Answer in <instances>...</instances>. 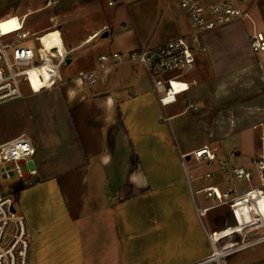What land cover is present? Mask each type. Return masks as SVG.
<instances>
[{"label":"crops","instance_id":"crops-1","mask_svg":"<svg viewBox=\"0 0 264 264\" xmlns=\"http://www.w3.org/2000/svg\"><path fill=\"white\" fill-rule=\"evenodd\" d=\"M49 1L59 3L47 0L35 11L50 7ZM76 14L78 20L65 13L60 20L65 44L77 53L71 59L72 63L76 58L73 74L99 65L101 55L124 54L143 44L129 28L108 22L97 7L85 5ZM16 17L6 20L11 23ZM104 26L110 31L101 33L100 47L110 53L94 56L96 46L89 50L85 46ZM138 67L132 61L109 66L100 71L95 86L72 80L43 98L47 104L39 119L46 109L52 117L29 133L35 146L31 167L35 173H28L27 185L16 194L17 209L31 236V264H164L165 237L173 215L184 243L196 249L200 240L199 249L210 250L203 260L189 264H205L213 261L215 246L223 240L214 239L220 231H215L211 214L214 234L203 222L201 210L208 208L203 205L205 188L213 186L222 193L234 190L239 195L256 187L231 179L226 171L247 165L239 152L226 150L228 140L245 139V132L231 133L229 126L215 130L203 120L199 113L202 95L194 92L187 76L197 108L183 107L181 96L176 103L160 107ZM55 95L60 100L49 106ZM177 105L182 109L173 113L175 108L170 106ZM59 108L57 119L53 115ZM183 113H192L191 123L199 125L204 139L202 145L186 151L168 146L164 139L167 127L176 140L170 122ZM205 146L216 159L211 163L195 159L189 168L182 156L190 154L186 158L190 161L193 152ZM167 156L175 167L167 164ZM199 165L211 170L201 172Z\"/></svg>","mask_w":264,"mask_h":264},{"label":"rangeland","instance_id":"rangeland-1","mask_svg":"<svg viewBox=\"0 0 264 264\" xmlns=\"http://www.w3.org/2000/svg\"><path fill=\"white\" fill-rule=\"evenodd\" d=\"M57 1L59 3L54 2L48 8L44 7L35 11L38 7L45 6L47 0H0V20H5L7 26H10L12 22L8 23L6 19L12 18V15L17 14L19 17L23 13L33 11L26 17V29L38 35L45 33L44 42L47 48L60 49L63 46L58 32L54 30H59L63 36V24L60 21L62 14L65 13V17L69 15L73 17V20H78L74 16L85 5L97 7L99 11L105 12L107 21L113 26L129 28L130 33L133 36H138L143 43L141 45L156 44L168 39L169 36L185 33L189 31L190 27L177 0H118L114 7L108 6L106 0ZM55 16L59 20L55 19ZM253 29L264 34V0L258 2L251 14V19H246L242 24L216 33L209 38L211 42L206 54L200 56L196 69L187 75L194 84V92L197 94L199 90L200 94L198 95H202L199 113L202 114L203 120L211 123L215 130L219 126H229L231 133L245 132V139L238 136L228 140L226 150L230 148L239 152L247 160V165L264 152V53L257 55L250 53L249 36ZM99 37L100 35L85 46V50L96 46L94 56H98L102 51L110 53L109 49L100 47L103 40ZM66 46L70 47V44L67 42ZM76 54L73 53L72 56L76 57ZM138 68L139 72H142V75L149 81L143 69L140 66ZM75 71L76 58L72 63L61 68V75L66 77V80H69V84H71L73 81L70 78ZM43 75L47 80L50 79V71L47 69ZM114 76V73L110 76L112 81ZM33 84L35 92H40V86L44 88L49 86L48 82L43 84V81L40 85L36 75ZM149 84L151 86L150 81ZM59 89L61 87L55 90L59 91ZM49 92L50 90H46L34 94L28 85H24V98L0 105V138L5 139L17 135L22 130H27L30 133L33 127L44 126L47 123L45 119L52 117L51 112L49 113L46 109L39 119L47 104V100H43V98ZM190 93L191 91L180 97L185 103L183 107L196 101ZM59 100L57 95L53 96L49 106ZM171 108H175L173 113H178L182 109L180 105L170 106ZM191 114L183 113L171 120L170 123L177 138L175 140L166 127L164 139L168 146L186 151L203 144L202 131L198 124L191 123ZM53 116H56L57 119L61 117L60 108ZM187 156L190 154L184 155L183 160L190 168L196 160L192 154L191 160L187 161ZM229 156L231 155L229 154ZM166 162L175 167L172 158L169 159L167 156ZM199 166L201 172L210 168ZM21 167L24 174L29 173L25 164H22ZM26 182V180L20 182L17 177L10 180L3 178L1 179L2 190L15 193V188L27 185ZM243 183H246L247 187L252 185L248 182ZM254 185L258 186L256 182ZM262 189L264 193V187ZM243 196L244 194H235L229 202L223 201V204L218 201L212 204L211 200L204 198L203 205H207L209 208L202 215L207 231L214 234L212 233L213 228H210L209 214H211L215 231H220L215 234L214 239L216 241L223 239L218 246H215L217 251L214 258L221 257L224 250L229 252L230 249L244 245L242 250L224 256L221 258L222 260H213L205 264H264V196L257 195L255 197L258 200V205L254 203V208L249 201H243V207L238 211L230 202ZM210 208L213 209L210 210ZM171 218L173 219L169 222L171 229L167 231L165 237L164 264H189L203 260L210 250H207V247H201L203 250L199 249L200 240L197 248L191 249L190 243L183 241V236L178 230V222L174 220L175 215ZM227 243L230 245L223 249Z\"/></svg>","mask_w":264,"mask_h":264},{"label":"built area","instance_id":"built-area-1","mask_svg":"<svg viewBox=\"0 0 264 264\" xmlns=\"http://www.w3.org/2000/svg\"><path fill=\"white\" fill-rule=\"evenodd\" d=\"M259 1L177 0L189 21V31L153 45H137L124 54L115 52L110 56L101 55L99 65L73 74L70 80H78L92 87L99 82L100 71L104 68L132 61L148 76L160 107L174 104L178 97L190 91L191 84L186 76L196 69L200 56L206 54L211 42L209 38L242 24L246 19H251V14ZM106 2L108 6L114 7L118 0H106ZM53 4L52 1L48 3L49 6ZM16 20L17 25L8 30L2 28V20H0V105L24 98V85H28L34 94L60 88L69 81L61 75V68L68 65V60L72 59V54L75 52L74 48L66 46L59 30L54 31L58 32L63 48H47L44 42L45 33L38 35L26 29V16L16 17ZM104 31H110V27H102L89 37L88 41H92ZM249 49L254 55L264 53L262 32L253 29L249 36ZM45 69L50 71L49 80L43 75ZM32 73L36 75L40 85L42 81L43 84L48 82L50 88L40 86V92H35ZM64 80L66 81L63 82ZM187 108L195 110L197 106L191 102ZM34 155L35 146L27 130L5 139L0 138V264H31L32 243L26 219L17 209L15 193L2 190L1 179L10 180L17 177L20 182L25 181L28 174L23 173L21 166L25 164L29 174L33 175L35 171L31 167ZM193 155L196 160L208 163L216 159V154L206 146L194 151ZM182 158L184 159V156ZM226 171L233 180L258 184L257 187L244 192L242 198H235L230 203L238 211L243 207L245 200L249 201L253 208L254 203L258 205L255 197L264 196L262 189L264 152L250 164L232 167ZM204 193L212 202L218 201L223 204V201L229 202L235 191L219 193L218 188L210 186L205 188ZM203 211L201 210L202 213ZM243 246H237L229 252L224 250L221 257L213 260H220L224 256L238 252Z\"/></svg>","mask_w":264,"mask_h":264},{"label":"bare ground","instance_id":"bare-ground-1","mask_svg":"<svg viewBox=\"0 0 264 264\" xmlns=\"http://www.w3.org/2000/svg\"><path fill=\"white\" fill-rule=\"evenodd\" d=\"M2 28L4 29V30H8L9 28H12V27H14V26H16L17 24V21H14V22H12V24L10 25V26H7V23H6V21L5 20H2ZM32 80H35V74L34 73H32ZM176 87H177V85H175ZM218 192L219 193H221L219 190H218ZM217 258H219V256H216L215 257V259H217Z\"/></svg>","mask_w":264,"mask_h":264},{"label":"water","instance_id":"water-1","mask_svg":"<svg viewBox=\"0 0 264 264\" xmlns=\"http://www.w3.org/2000/svg\"><path fill=\"white\" fill-rule=\"evenodd\" d=\"M106 37H108V33H105V34H104V38H106ZM67 63L70 64V63H71V59H69ZM21 189H22V187H17V188H15V191L18 192V191H20ZM13 211H14V210H13Z\"/></svg>","mask_w":264,"mask_h":264},{"label":"trees","instance_id":"trees-1","mask_svg":"<svg viewBox=\"0 0 264 264\" xmlns=\"http://www.w3.org/2000/svg\"><path fill=\"white\" fill-rule=\"evenodd\" d=\"M23 188V186H21ZM15 194H17V192L15 191Z\"/></svg>","mask_w":264,"mask_h":264}]
</instances>
